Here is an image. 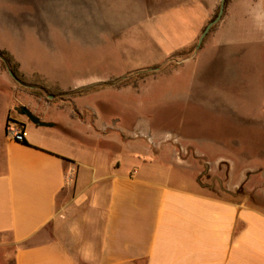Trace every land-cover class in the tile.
<instances>
[{
  "label": "crops",
  "instance_id": "0c3cea01",
  "mask_svg": "<svg viewBox=\"0 0 264 264\" xmlns=\"http://www.w3.org/2000/svg\"><path fill=\"white\" fill-rule=\"evenodd\" d=\"M214 8L215 0L210 9L200 2L177 9L198 17L175 52L196 43ZM205 45L190 62L191 87L205 86L213 71L237 77L228 64L248 45L264 47V0H230ZM79 81L62 80L56 87L65 95L43 105L0 74V101L10 102L0 119V251L13 264H264V209L200 183V161L221 170L240 160L232 156L237 142L193 131L194 153L183 159L163 142L183 131L158 123L161 108H105L101 94L87 103ZM224 95L208 96V109L233 108ZM24 107L49 125L33 123ZM10 117L24 124L25 142L7 137ZM256 153L262 159L263 144ZM246 174L229 168L226 191Z\"/></svg>",
  "mask_w": 264,
  "mask_h": 264
},
{
  "label": "rangeland",
  "instance_id": "374dc122",
  "mask_svg": "<svg viewBox=\"0 0 264 264\" xmlns=\"http://www.w3.org/2000/svg\"><path fill=\"white\" fill-rule=\"evenodd\" d=\"M196 2L209 9L212 4V0H0V50L10 56L7 64L0 59V74L12 79L18 95L31 94L43 105L53 101L56 92L65 95L57 90L59 82L80 80L86 84L81 90L87 103L101 94L108 100L105 108H161L158 123L183 131L166 135L179 138L181 145L173 146L183 159L194 153L189 144L193 131L237 142L231 146L232 156L240 160L220 163L221 170L216 163L210 172L200 161V183L216 196L240 197L264 209V155L259 159L256 153L261 144L264 147V47L248 45L228 64L230 74L236 71L237 77L221 79L213 71L205 86L191 87L190 62L204 51L222 21L198 49L205 28L219 13L222 0H215L214 15L196 43L175 52L194 35L198 17L177 9ZM219 93L234 107L209 110L207 97L215 101ZM8 103L0 101V119ZM235 165L247 174L237 178L239 189L227 192L228 170ZM0 262L13 264L5 250L0 251Z\"/></svg>",
  "mask_w": 264,
  "mask_h": 264
},
{
  "label": "built area",
  "instance_id": "2783aa9c",
  "mask_svg": "<svg viewBox=\"0 0 264 264\" xmlns=\"http://www.w3.org/2000/svg\"><path fill=\"white\" fill-rule=\"evenodd\" d=\"M6 135L8 138L14 141L21 143L25 142L26 138H25L24 124L13 117L8 118L6 122ZM147 139L150 142V144L153 145L156 144L151 136H147ZM167 141H172L174 145H181L180 140L177 137L166 136L163 142H167ZM73 175H74V169H71L67 175V179L69 183L73 182Z\"/></svg>",
  "mask_w": 264,
  "mask_h": 264
},
{
  "label": "water",
  "instance_id": "95a60500",
  "mask_svg": "<svg viewBox=\"0 0 264 264\" xmlns=\"http://www.w3.org/2000/svg\"><path fill=\"white\" fill-rule=\"evenodd\" d=\"M226 1L227 0H222V3H221V6H220V10H219V13L217 15V17L212 20L208 26L205 28L200 40H199V44H198V49L201 47L204 39L206 38V36L209 34V32L211 31V29L216 25L218 24L224 14H225V10H226ZM11 75L16 79L18 80V78L11 72ZM24 112L25 114L27 115V117L35 124L37 125H40V126H48L49 124L47 122H44L43 120H41L38 116H36L30 109H28L27 107H24Z\"/></svg>",
  "mask_w": 264,
  "mask_h": 264
},
{
  "label": "trees",
  "instance_id": "16d2710c",
  "mask_svg": "<svg viewBox=\"0 0 264 264\" xmlns=\"http://www.w3.org/2000/svg\"><path fill=\"white\" fill-rule=\"evenodd\" d=\"M230 0H227L226 1V6H227V3L229 2ZM218 15V14H217ZM217 15L215 16V18L217 17ZM0 59H2L3 60V62L5 63V64H7V63H9V61H10V56H9V53L7 52V51H3V50H0ZM13 73V72H12ZM14 75H15V73H13ZM16 76V75H15ZM20 111L22 112V113H25L24 112V109H20Z\"/></svg>",
  "mask_w": 264,
  "mask_h": 264
}]
</instances>
